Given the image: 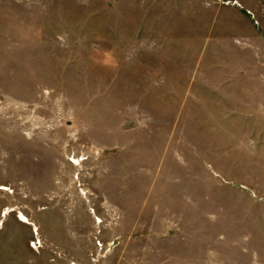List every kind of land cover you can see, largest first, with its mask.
I'll return each instance as SVG.
<instances>
[{
  "label": "rangeland",
  "instance_id": "1",
  "mask_svg": "<svg viewBox=\"0 0 264 264\" xmlns=\"http://www.w3.org/2000/svg\"><path fill=\"white\" fill-rule=\"evenodd\" d=\"M0 264H264V0H0Z\"/></svg>",
  "mask_w": 264,
  "mask_h": 264
}]
</instances>
